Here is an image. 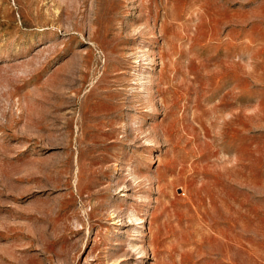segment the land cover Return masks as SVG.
Wrapping results in <instances>:
<instances>
[{
  "label": "rangeland",
  "instance_id": "obj_1",
  "mask_svg": "<svg viewBox=\"0 0 264 264\" xmlns=\"http://www.w3.org/2000/svg\"><path fill=\"white\" fill-rule=\"evenodd\" d=\"M0 264H264V0H0Z\"/></svg>",
  "mask_w": 264,
  "mask_h": 264
}]
</instances>
